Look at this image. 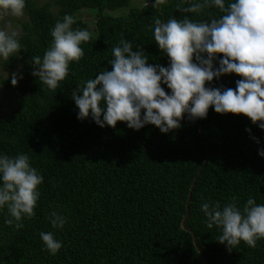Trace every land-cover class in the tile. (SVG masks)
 <instances>
[{"label":"trees","instance_id":"16d2710c","mask_svg":"<svg viewBox=\"0 0 264 264\" xmlns=\"http://www.w3.org/2000/svg\"><path fill=\"white\" fill-rule=\"evenodd\" d=\"M130 2L55 0L54 5L38 6L26 0L28 20L21 24L19 37L23 49L5 62L10 68L19 62L23 71L16 86L11 77L2 80L18 105L4 118L0 104V155L27 154L44 182L36 215L25 218L22 229L5 225L7 209L0 210V264H204L192 236L180 224L207 147L211 155L195 183L186 226L195 233L209 264H264V239L254 249L241 242L229 251L217 241L220 231L205 226L201 211L209 200L223 205L233 196L241 207L249 197L264 204V157L259 155L264 130L250 118L218 114L212 107L206 119L191 121L185 115L182 126L167 134L154 125L137 131L125 122L101 128L91 117L78 119L73 91L104 69L112 70L111 48L121 38L140 45L153 66H170L151 28L154 17L182 19L185 14L176 8L180 0H168L158 8L155 0H145L120 16L110 14ZM83 11L93 16L94 31L81 19ZM207 11L221 15L218 9L188 15L208 20ZM64 15H73V27L93 36L81 45L82 59L70 65L69 75L53 91L32 75V57L43 56L52 40L50 30ZM240 79L236 74L222 76L206 87L235 89ZM52 210L68 218L63 229L52 228L48 219ZM42 231L54 232L63 242L56 255L45 250Z\"/></svg>","mask_w":264,"mask_h":264},{"label":"clouds","instance_id":"9594fccd","mask_svg":"<svg viewBox=\"0 0 264 264\" xmlns=\"http://www.w3.org/2000/svg\"><path fill=\"white\" fill-rule=\"evenodd\" d=\"M167 3L155 0L154 7ZM25 8L26 0H0V59L4 61L23 49L20 25L8 18L23 17ZM176 8L185 14L182 19L154 17L151 28L155 43L170 58V66H153L140 45L134 47L121 38L111 48L113 58L108 63L112 70L104 69L73 91L78 119L91 117L101 128L125 122L137 131L154 125L167 134L182 126L185 115L191 121L203 120L214 107L218 114L244 115L264 130V0H180ZM210 9H218L221 15L207 11L208 20L199 21L188 15H202ZM75 23L73 15H64L50 30L52 40L43 56L32 57V75L49 90L55 91L66 79L70 65L84 56L81 45L92 39L89 30L74 28ZM231 74L242 78L235 89L206 87ZM11 83L17 85L18 74H12ZM247 131L251 133V129ZM259 155L264 157V150ZM43 182L27 154L0 155V210L7 209L5 225L20 230L25 218L36 215ZM201 211L205 226L220 231L217 241L229 251L241 242L254 249L264 239V204L253 197L242 207L235 196L223 205L209 200ZM48 219L53 229H63L68 223L59 210L50 211ZM40 239L51 255L64 247L54 232L42 231Z\"/></svg>","mask_w":264,"mask_h":264},{"label":"rangeland","instance_id":"374dc122","mask_svg":"<svg viewBox=\"0 0 264 264\" xmlns=\"http://www.w3.org/2000/svg\"><path fill=\"white\" fill-rule=\"evenodd\" d=\"M38 6H43L45 4L54 5L55 0H34ZM145 0H131L128 7L117 9L114 12H111V15L120 16L123 13H126L130 7H141L143 6ZM57 8L55 6L51 7V11L56 13ZM13 21L14 24H19L21 29V24L25 23L28 20L27 13L24 11V16L21 18H8ZM81 19L86 22L91 31H94V22L93 16L90 15L87 11H83L81 14ZM3 26V21H0V27ZM21 33V32H20ZM6 61L0 59V104L2 108V116L6 118L14 109L17 108L18 99L15 93L11 90H5L2 86V80L8 79L12 76L13 73L20 74L23 69L19 62L13 65V68L6 66Z\"/></svg>","mask_w":264,"mask_h":264},{"label":"water","instance_id":"95a60500","mask_svg":"<svg viewBox=\"0 0 264 264\" xmlns=\"http://www.w3.org/2000/svg\"><path fill=\"white\" fill-rule=\"evenodd\" d=\"M188 118H189V117H188ZM202 131H203V126L200 125V128H199V134H200V137H201V138H202ZM202 140H203V138H202ZM203 142H204V141H203ZM206 149H207V152H208L207 157H206V159L204 160V162H203V164H202L200 170L198 171V173H197L196 176L194 177L193 182H192V184H191V186H190V189H189V193H188V197H187V202H186V213H185V215H184V217H183V219H182V221H181L180 228H181L183 231L190 233V235L192 236V243H193V246H194L195 250H196L197 253L201 256V258H202L204 264H209V263H208V260H207V258H206V256H205V254H204V252L200 249V247H199V245H198V242H197V238H196L195 233H194L191 229H189V228L186 226V223H187V220H188V217H189V213H190V211H189V205H190L191 195H192V192H193V189H194L195 183H196L198 177L200 176V174L202 173V170L204 169V167H205V165H206V163H207V161H208V159H209V157H210V155H211V154H210V151H209V149H208V147H207Z\"/></svg>","mask_w":264,"mask_h":264}]
</instances>
